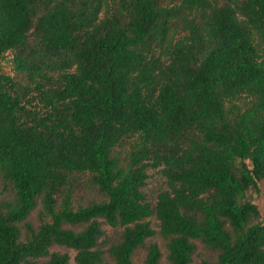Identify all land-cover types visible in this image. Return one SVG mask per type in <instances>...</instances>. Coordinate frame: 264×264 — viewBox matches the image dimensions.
Masks as SVG:
<instances>
[{
	"label": "trees",
	"instance_id": "obj_1",
	"mask_svg": "<svg viewBox=\"0 0 264 264\" xmlns=\"http://www.w3.org/2000/svg\"><path fill=\"white\" fill-rule=\"evenodd\" d=\"M261 181L264 0H0V264H264Z\"/></svg>",
	"mask_w": 264,
	"mask_h": 264
},
{
	"label": "rangeland",
	"instance_id": "obj_2",
	"mask_svg": "<svg viewBox=\"0 0 264 264\" xmlns=\"http://www.w3.org/2000/svg\"><path fill=\"white\" fill-rule=\"evenodd\" d=\"M9 56H6L5 61L3 62V69L5 72L10 73V68H9ZM149 179L147 182V187H146V193L148 194V196L153 199L156 195V193L160 190L163 189L165 187V182L164 179L161 177V175L158 172H149ZM259 189H260V193L258 196H254V203L257 205L259 212L262 216V218H264V181H261L259 183ZM154 226H155V222L153 221ZM105 230L108 234L113 235V230H111V228L105 227ZM153 241L157 242L163 255L165 254V249L163 247L162 241L159 237H155L153 239ZM71 255V258H73L74 256V252L70 251L69 252ZM206 253H204L202 250L200 251V259L206 258ZM144 257V253L143 251H139L135 257H134V262L135 264H140L142 259ZM161 264H166L165 262V258L163 257Z\"/></svg>",
	"mask_w": 264,
	"mask_h": 264
}]
</instances>
